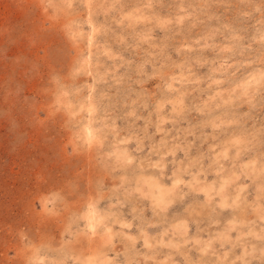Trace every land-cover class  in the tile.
<instances>
[{
	"label": "rangeland",
	"instance_id": "rangeland-1",
	"mask_svg": "<svg viewBox=\"0 0 264 264\" xmlns=\"http://www.w3.org/2000/svg\"><path fill=\"white\" fill-rule=\"evenodd\" d=\"M0 264H264V0H0Z\"/></svg>",
	"mask_w": 264,
	"mask_h": 264
},
{
	"label": "bare ground",
	"instance_id": "bare-ground-1",
	"mask_svg": "<svg viewBox=\"0 0 264 264\" xmlns=\"http://www.w3.org/2000/svg\"><path fill=\"white\" fill-rule=\"evenodd\" d=\"M86 135H87V137H91L92 135H94V134H92V131L90 130V129H88L87 128V130H86ZM158 182V181H157ZM150 190V189H149ZM153 193V192H152ZM151 194V193H150ZM161 197V196H160ZM90 217V216H89ZM95 217V216H94ZM90 219H93V217H90ZM89 225L90 226H92V220L89 222Z\"/></svg>",
	"mask_w": 264,
	"mask_h": 264
}]
</instances>
